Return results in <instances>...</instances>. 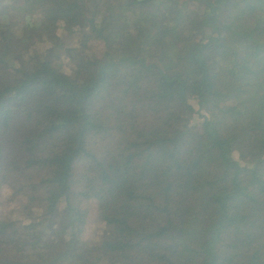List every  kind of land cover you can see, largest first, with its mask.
<instances>
[{"label": "trees", "instance_id": "16d2710c", "mask_svg": "<svg viewBox=\"0 0 264 264\" xmlns=\"http://www.w3.org/2000/svg\"><path fill=\"white\" fill-rule=\"evenodd\" d=\"M32 1L0 0V192L27 218L0 264L92 200L115 240L52 264H264V0Z\"/></svg>", "mask_w": 264, "mask_h": 264}, {"label": "rangeland", "instance_id": "374dc122", "mask_svg": "<svg viewBox=\"0 0 264 264\" xmlns=\"http://www.w3.org/2000/svg\"><path fill=\"white\" fill-rule=\"evenodd\" d=\"M3 2L7 3L8 0H3ZM30 4L35 10H37L36 2L34 0ZM85 35V38H82V40H87L91 45L92 50H95L97 53L100 50L99 45L91 40V36L88 32ZM35 38L39 40V45L40 41H43L49 55H53V57H56L55 61L60 62L63 65V69L66 72H69L74 62L75 56L73 53L66 50L67 46L61 44L59 46H56V38L50 31H48L47 39H45L44 37L40 39L39 32H36ZM58 39L61 42L66 40L65 35L61 36ZM191 104L196 107L194 101H191ZM203 113L204 112H200L198 115H196L193 123H200L202 121L201 114L203 116ZM87 204L84 205V207H86L87 209V215L83 223L78 225L80 228L79 236L76 234L77 227H66L65 225L63 226V224H65V221L62 218L59 222L58 228L59 230H62L61 228L63 226V232H58L55 227L53 229L55 233L53 234L51 232V234H53V238L58 237L54 241L56 246L51 241L52 238H47L44 241L40 242V244L37 245L38 251L32 253V256L30 257L27 264H52L59 255H62L61 261H65L71 256L72 253L78 251L81 248V244L78 242V240H80L83 245L87 246L93 244L97 245L101 242H113L115 240V232L113 231V229L111 227L107 228L105 226H102L97 221L95 200H92ZM22 206L23 198H11L6 191L2 190L0 192V225L4 222V220L8 219L16 222V230L22 231L24 227L26 228L27 218L24 217V220H22ZM64 230L66 231L65 233ZM11 234H14V236H4L0 240V250L2 252L11 250L20 262L23 258L26 245L17 240L19 239L23 241L21 236L15 235V229L11 232Z\"/></svg>", "mask_w": 264, "mask_h": 264}]
</instances>
